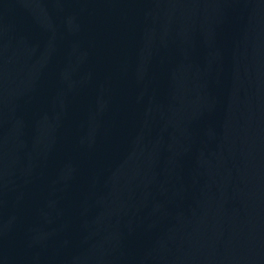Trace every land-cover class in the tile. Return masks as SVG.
<instances>
[{"label": "water", "instance_id": "95a60500", "mask_svg": "<svg viewBox=\"0 0 264 264\" xmlns=\"http://www.w3.org/2000/svg\"><path fill=\"white\" fill-rule=\"evenodd\" d=\"M0 264H264V0H0Z\"/></svg>", "mask_w": 264, "mask_h": 264}]
</instances>
